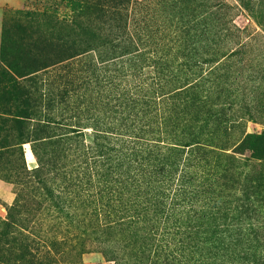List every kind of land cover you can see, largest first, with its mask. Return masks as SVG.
Returning a JSON list of instances; mask_svg holds the SVG:
<instances>
[{
  "label": "trees",
  "instance_id": "obj_1",
  "mask_svg": "<svg viewBox=\"0 0 264 264\" xmlns=\"http://www.w3.org/2000/svg\"><path fill=\"white\" fill-rule=\"evenodd\" d=\"M66 1L4 29L0 264H264V0Z\"/></svg>",
  "mask_w": 264,
  "mask_h": 264
},
{
  "label": "rangeland",
  "instance_id": "obj_2",
  "mask_svg": "<svg viewBox=\"0 0 264 264\" xmlns=\"http://www.w3.org/2000/svg\"><path fill=\"white\" fill-rule=\"evenodd\" d=\"M138 6L134 4L136 18L139 19L142 14L146 16L148 19L150 18L152 9L158 7V3L162 0H138ZM143 2V3H142ZM232 2V1H230ZM83 1H78V6L83 5ZM146 4L145 7L140 6V4ZM71 7L66 0H0V53L3 43V33L4 29L8 23L18 22L23 19V14L29 13H46V23H50L52 21V16H59L60 20L68 19L72 20ZM143 11V13H142ZM142 13V14H141ZM49 17L51 19H49ZM235 23L241 27H246L247 20L245 19V15H239L235 18ZM48 25V26H49ZM2 72L0 70V95H2L3 87L5 86V81H3ZM5 82V83H4ZM261 127L255 124H248V132H253L255 130H260ZM26 159L29 164L34 162V157L31 153L26 155ZM15 201V194L13 187L7 183H0V219L4 220L7 216V208L12 206ZM1 238H0V247ZM84 264H113L108 263L101 259L99 256L88 255L83 260Z\"/></svg>",
  "mask_w": 264,
  "mask_h": 264
}]
</instances>
